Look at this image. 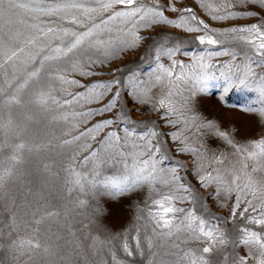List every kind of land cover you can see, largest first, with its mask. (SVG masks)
<instances>
[{
  "label": "snow or ice",
  "instance_id": "snow-or-ice-1",
  "mask_svg": "<svg viewBox=\"0 0 264 264\" xmlns=\"http://www.w3.org/2000/svg\"><path fill=\"white\" fill-rule=\"evenodd\" d=\"M195 3L218 21L260 16L257 11L237 9H264V0ZM17 9L29 14L19 21L24 29L11 27ZM168 11L177 16L169 17ZM5 17L9 19L0 23V131H6L8 139L0 140V264L9 260L15 264H109L106 256L111 264H123L118 258L121 249L127 257L138 254L147 264H155L152 249L158 236L176 237L171 264H264V177L259 175L264 173V133L238 142L234 132L221 129L197 110L199 94L208 90L209 82L223 80L215 85L222 88L217 103L237 107L227 103L232 88L255 91L259 107L248 104L239 110L264 122V19L213 28L192 7H177L176 0H0V20ZM168 26L199 33L190 43L203 47L186 50L182 40L163 31ZM141 48L145 54L140 61L155 65L147 81L141 80L142 73L125 72L118 66L122 55ZM181 54L188 62L178 58ZM222 56L227 59H217ZM214 70H220L219 75ZM69 73L109 78L82 84L69 78ZM163 82L166 88L151 96L152 89ZM65 85L85 91L68 92ZM82 100L100 106L64 110ZM149 104L159 120L178 126L174 132H161L155 121L133 119L141 105ZM101 113L109 116L77 135L64 130L67 124L75 130L84 118ZM70 117L78 122L72 123ZM57 126L60 137L48 131ZM109 126H123L124 135L119 127L107 131L98 141L99 150H91L87 142L77 143L85 136L96 141L97 134ZM203 136L218 138L232 149L235 159L228 167L222 166L229 156L200 143ZM169 140L176 153L193 157L190 170L195 172L196 184L211 191L201 193L180 175L185 165L179 159L172 162ZM56 148L72 153L68 168L74 179L68 182L67 195L41 179L54 175L43 160L46 152ZM83 148L90 149V154L80 163L92 164L91 178L71 164ZM100 152L108 153L107 157L100 159ZM118 158L126 170L122 177L100 178L108 163ZM30 175L36 179H28ZM143 186L155 198L150 199L146 217L138 216L137 221L145 219L151 234H144L145 248L137 228L130 237L133 249L127 232L101 230L97 197H117ZM74 190H78L75 198ZM79 194H86L87 200L79 199ZM213 198L217 207L228 210L227 216L211 211L207 201ZM238 246L247 252L239 254Z\"/></svg>",
  "mask_w": 264,
  "mask_h": 264
},
{
  "label": "rangeland",
  "instance_id": "rangeland-1",
  "mask_svg": "<svg viewBox=\"0 0 264 264\" xmlns=\"http://www.w3.org/2000/svg\"><path fill=\"white\" fill-rule=\"evenodd\" d=\"M22 2H28V0H22ZM163 3L164 0H161ZM177 7L180 6H186V7H192L196 14L205 20L206 23L210 25V27L213 28H227L233 25H242V24H248L252 22H257L260 19H264V9L259 8L258 6H249L247 9H237V10H250V11H257L260 13L259 17L252 18V17H239L232 20H211L208 15L195 3V0H176ZM171 18H175L177 16V13H173L171 11H168L165 13ZM28 13H26L24 10L17 9L16 15H13L11 17V27L13 29H24V26L19 23L22 19H27ZM9 18L5 17L4 20H0V23H4ZM164 32L171 35V37L174 40H182L186 46V50L190 51H198L200 47L195 43H190V38L194 35H197L199 33H185L179 29H176L174 27L168 26L163 29ZM145 54L143 48H141L139 51L128 54V55H122L120 61L118 62V66L121 67L125 72H127L128 69H132L137 72V74H143L141 76L142 81H147L150 79L152 70L154 68V64L151 63L149 60L148 62H141L139 59V56ZM185 62H188V57L183 56L182 54L178 57ZM217 59L224 61L227 58L226 57H218ZM164 63H168L166 59L163 61ZM107 66V65H106ZM217 75H219L220 70H214ZM69 78H75L81 81L82 84H88L97 80L102 79H108L109 77L106 74H100L94 77L89 76H79L76 74L69 73ZM223 80H216V81H210L209 82V88L206 92L200 93V100L197 105L198 113L203 115L204 117L208 119L214 120L223 130H227L230 133H235V139L238 142H245L249 139H255L259 138L262 133H264V122H262L257 115L255 114H246L239 110L240 106L251 104L254 107H259L258 103V94L255 91L246 89V88H239L235 87L232 88L229 93L227 94V103L228 105H235L237 107H225L221 104L217 103V98L220 95V92L222 91V88H217L215 85L217 84H223ZM214 85V87L212 86ZM57 88L60 86L57 84ZM68 92L75 93L77 91H85L84 88L74 85H65L64 86ZM166 88V82H163L159 85H157L155 88L152 89L150 95L153 97H157L160 93L161 89ZM67 98L71 99L70 96ZM177 101H179V97H176ZM102 103V102H101ZM100 106V103H97L93 101L92 103H88L86 101H80L78 104L74 103L73 105L66 106L65 111L66 112H72V111H81L85 110L87 108L96 109ZM34 111V110H30ZM109 116L108 113H101L99 115H92L89 117H86L83 119L82 122H79V128L73 130L71 128V124H67L64 128L65 131H72L73 135L79 134L80 131H83L85 128L92 127L95 123L100 121L101 119L107 118ZM133 119L136 121H155L156 125L158 126V130H160L163 133H171L176 130V127L173 125H168L161 120L158 119V114L151 110V105H141L140 109L133 114ZM70 120L72 123H77L78 119H73L70 117ZM61 124H64V122H61ZM119 127L121 130L119 134L121 136L124 135L123 133V126H115ZM114 126H109L108 128L104 129L103 132H100L97 134V140L92 141L87 136L83 137L81 141L77 142L79 144H83L87 142L88 144L92 145L91 150H99L100 145L98 143L99 139L109 130H115ZM140 128H137V131H139ZM49 133L60 137V128L57 126L55 129L49 128ZM65 139L71 138V137H63ZM8 139V134L6 131H0V140L6 141ZM46 139L44 142H46ZM166 139V137H165ZM139 142V141H138ZM200 143L204 144L208 149H210L213 152L219 153H225L229 156V160H226L225 164L222 167H228L229 163L232 162L235 158L231 156L232 149L227 146L222 140L211 137V136H203V138L200 140ZM73 148L76 146L73 145ZM167 147L169 149H172V151H169V156H172L173 160L172 162H175V160L179 159L182 161V163L185 165V168H182L180 170V175L184 176L187 181L193 184L194 187H196L201 193L206 194L208 191H211V189H204L200 188L199 185L196 184L194 176L195 172L192 169V162L193 157L190 154H179L174 151L175 145L172 141L167 142ZM131 151V149H129ZM26 154V153H25ZM90 154V149L83 148L79 151L78 156L75 160L71 161L72 167L81 173L87 174L89 178H91V168L92 164L83 165L80 163L82 158L86 155ZM72 155L71 152L65 151L63 149H52L50 152H46V158L43 160L44 163H49L51 165V172L54 173L51 177H41V179H47L48 184L50 187L55 189L62 190L65 195H67V188L71 185L68 183L74 177L72 176L71 170H69V158ZM108 153L106 152H100V159H105L107 157ZM128 165L132 164V158H127ZM169 162H166L168 164ZM124 164L120 159L118 158V161L116 163H108V165L103 169V175L107 177H112L115 179H120L122 175L125 173ZM262 177H264V173L259 174ZM28 179L35 180V176H29ZM29 187H32V185H28ZM78 190H74L72 193L73 197L77 195ZM86 194H79V199H85L87 200ZM151 198H155L154 196ZM149 197V191L147 186H143L140 190L132 191L130 193L122 194L117 197H113L110 195L102 194L97 197V202L99 203V206L101 207L102 211L98 215L97 223L100 225L101 230L107 229L109 232L112 233H125L127 232L129 236V245L131 248L135 249V242L131 240V236L136 235V229L140 228L141 232V243L146 248V242L144 241L143 237L145 232L147 234H151V227L148 226L145 228V219H141L137 221L138 216H145L147 213V208L150 205V199ZM91 204H95V201H90ZM207 203L211 207V211L215 213L218 216H227V209L226 208H219L216 206V201L213 198L212 200L207 201ZM229 202V206H230ZM187 206V205H185ZM86 207V206H85ZM95 207V205H93ZM81 212L85 211V208L80 209ZM84 223L87 224L88 220L85 219ZM254 229L258 230V226L252 225ZM98 234V233H93ZM103 238V237H101ZM176 242V237H165V236H158L155 238V247L152 249V251L156 252L155 264H171L172 260L175 259L171 256V253L173 251H176L172 248V243ZM189 246H195V245H189ZM182 248L188 247L185 245H181ZM236 251L243 255L247 252V248L243 246H238L236 248ZM118 258L123 261V264H147V259L140 255H134L133 257H127L126 254L122 251V249L118 252ZM106 261H109V264H111V257L106 256L104 257ZM7 264H15L14 261L9 260ZM250 264H255V261H250Z\"/></svg>",
  "mask_w": 264,
  "mask_h": 264
},
{
  "label": "clouds",
  "instance_id": "clouds-1",
  "mask_svg": "<svg viewBox=\"0 0 264 264\" xmlns=\"http://www.w3.org/2000/svg\"><path fill=\"white\" fill-rule=\"evenodd\" d=\"M102 176H103V173H101V176H100V178H102Z\"/></svg>",
  "mask_w": 264,
  "mask_h": 264
}]
</instances>
